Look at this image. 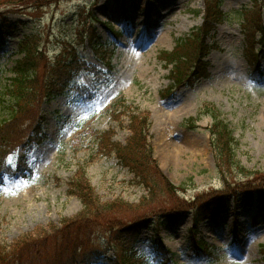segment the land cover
Returning a JSON list of instances; mask_svg holds the SVG:
<instances>
[{"label":"rangeland","instance_id":"374dc122","mask_svg":"<svg viewBox=\"0 0 264 264\" xmlns=\"http://www.w3.org/2000/svg\"><path fill=\"white\" fill-rule=\"evenodd\" d=\"M217 3L58 0L40 10L31 6L20 10L0 0V95H6L12 70L22 57L17 54L20 42L29 36H36L41 42L43 56L37 75L42 87L67 44L76 46L90 68L75 78V91L54 100L32 102L27 112L20 115V123L11 131L14 133L10 132L11 138L17 136L18 130L25 134L35 115L43 114L46 118L44 137L28 152L24 167L18 168V156L11 155L6 161L11 171L4 172L1 178V246H11L37 229H62L79 218L91 220L87 215L80 217L83 204L70 194V183L82 171L102 202L123 200L138 206L147 198L151 204L158 202L155 205L159 207L170 205V210L182 208L178 202L187 205L222 191L226 183L233 186L255 182L264 187V179L256 181L264 178V47L262 75L251 74L249 68L252 65L255 70L259 58L251 43L259 42L260 34L256 33L255 40L250 39L258 23L264 27V0H220L219 8L229 19L215 27L205 41L211 52L201 61L200 71L208 77L192 76L193 84L170 89L174 85L170 80L172 68H167L162 52L177 49L183 39L192 40L191 36L205 23V5L215 7ZM90 16L96 19L94 23ZM90 27L102 42L116 45L112 71L97 61L88 42L79 43L80 31H89ZM120 30L122 37L115 43V34ZM147 30L150 33L145 36ZM138 37L143 39L141 47L132 55L130 45ZM262 42L264 46V39ZM192 66L194 63L188 70ZM197 70L198 66L196 73ZM98 78L101 83L95 82ZM94 83L98 85L93 86ZM5 99L4 105L8 106L10 98ZM211 105L233 130L238 141V160L245 173L237 167L227 174L218 169L211 143L213 119L204 114ZM162 109L187 113L179 122H169L173 130L170 134H164L157 124ZM140 113L148 115V128L145 138L137 144L133 131L135 127L141 128L143 122L134 121L131 116ZM6 114L0 110V116ZM138 145L144 149L134 155L136 167L160 183L155 171L158 170L176 188L175 198L163 193L152 197L132 172L133 148ZM34 151H38L39 158L33 156ZM255 172L256 175H250ZM227 202L230 210L215 223L202 224L195 239L191 237L192 212L180 213L169 225L162 223V210L154 209L153 213V205L144 206L142 212L162 216L151 215L153 224L143 228L138 236L135 250L141 256V264H160L156 259L157 241L174 254L176 264H264V204L260 207L259 200L245 193H241L239 201L228 196ZM76 228L81 226H74L71 234ZM100 237L104 243L108 236ZM199 240L207 242L208 251L214 254L211 258L197 256L193 242ZM41 241L48 247L55 243V238ZM89 242L94 247L97 240L91 238ZM112 254L110 251L108 256ZM47 255L52 256L53 252L48 250Z\"/></svg>","mask_w":264,"mask_h":264},{"label":"trees","instance_id":"16d2710c","mask_svg":"<svg viewBox=\"0 0 264 264\" xmlns=\"http://www.w3.org/2000/svg\"><path fill=\"white\" fill-rule=\"evenodd\" d=\"M57 1L5 0V5H13L17 8H22L21 10L30 8V6L35 10H40L47 4L56 3ZM217 2L215 7L209 4L205 5V23L192 36V40H182L178 48L173 52H164L165 57L163 60L167 62L168 66L172 65L171 79L175 84L180 85L185 80L199 75V72H201L200 66L203 63L201 61L206 57L210 49L205 41L212 30L215 29V26L227 19V14L223 13L219 8L220 0H217ZM90 17L92 22L96 20L92 16ZM258 25L255 26V33L252 34L250 41L252 39L255 40L254 36L256 33H261V36H264V27L261 23ZM247 34H249V31H247ZM86 39L93 48L97 60L108 69L111 68L115 47L102 43L92 28L89 31H80L79 43L84 44ZM251 45L255 48V43H251ZM42 52L41 42L36 36H29L21 42L19 54L23 56L16 61L13 68L15 76L11 79L8 89H6V95L3 96V94L0 97V110L7 113L6 116H0V175L4 172H10V167L6 166L7 156L19 148H29L32 144L39 141L42 136L44 117L38 114L31 120V128H28L29 130L25 134L21 133V130H18L17 136L13 135L14 137L11 138L10 132L14 130L19 119H21L20 115L27 112V107H30L34 101H38L39 99H54L64 94L67 89L71 88L74 78L82 70H90L85 61L80 57L76 46L71 43L67 44L63 49V53L55 60L54 65L52 64L45 87H42L39 84L40 77L37 75L38 63L40 57L43 56ZM193 63L194 66L188 70L189 66ZM255 64L256 68L259 69L258 59ZM197 66L198 70L196 73ZM98 79L101 80L100 78ZM6 97L10 98L8 106L4 105L7 103ZM204 114L211 116L213 119L211 143L217 157L218 169L223 174H227L229 169L237 167L241 172L245 173L246 170L239 162L237 156L238 141L234 137L233 130L230 129L222 117L221 112L211 105L210 108H205ZM131 118L134 121L143 122L141 128L135 127L133 131V138L138 144L140 143V138H145L144 136L148 128V115L140 113L136 117L131 116ZM11 133L13 134L14 132ZM143 149L139 145L133 148V159L135 162L131 168L132 172L145 184L152 197H155L156 193H163L175 198L177 194L176 188L158 170L155 171L159 174L160 183L150 179L143 169L136 167L137 159L134 155L138 152L142 153ZM21 165L22 162L20 161ZM256 174L257 172L250 175ZM262 179L264 178H258L256 181H261ZM253 183L255 182L245 183L244 185L242 183L235 184L233 186L230 183H226V187L222 191L212 192L206 198H202L191 204L186 205L185 203L178 202V206L182 208L170 210L168 208L170 205L159 207L155 205L158 202L151 204L147 198H144V201L138 206L131 205L123 200L102 202L86 178L85 171H82L70 183L73 186V191L70 194L78 197L83 204V211L80 217L87 215L91 220L86 222L83 221V218H81V221L80 218L76 219L64 225L63 230L55 228L49 230L37 229L35 233L21 237L18 242L11 246L0 245V264H93L98 261H104L106 264H139L140 258L134 250V246L141 228L153 223L152 216H162L164 214V222L174 224L180 213L192 212L195 221V226L192 229L194 237L198 231L200 222L214 218L219 212L229 207L227 202L228 196L233 195L237 198L241 193H245L251 197L257 196L260 202L264 203V187L261 185L258 187L257 183ZM163 184L165 188H161ZM146 205H153V213L154 209H159L162 210L160 212L162 214L152 215L153 213L142 212L143 207ZM164 222L162 221V223ZM78 225L81 226V229L76 228L73 234H71L70 231L74 226ZM100 236L108 237L102 243L103 237L101 238ZM50 237L55 238V243L46 247V242L41 240L45 239L49 241ZM91 238L97 240L96 243L92 244L94 247H91L89 242ZM193 245L198 256L203 257L206 255L207 246L203 241H194ZM156 248L160 264H176L173 261V254L168 250H164L159 243H156ZM48 250L53 252L52 256L47 255ZM109 251H113L114 256L107 259L105 256Z\"/></svg>","mask_w":264,"mask_h":264},{"label":"bare ground","instance_id":"6f19581e","mask_svg":"<svg viewBox=\"0 0 264 264\" xmlns=\"http://www.w3.org/2000/svg\"><path fill=\"white\" fill-rule=\"evenodd\" d=\"M150 32H148V30L146 32H144L143 34L146 36L147 34H149ZM142 34V35H143ZM143 35V36H144ZM141 38V36H140ZM139 37L136 38L134 41H132L133 46L130 45V53L132 55H135L138 50L141 47V42L143 39H140ZM141 41V42H140ZM159 41V40H158ZM157 42V41H156ZM165 109H162L160 111V113L158 114V118H157V124L163 128V132L165 134V132L167 134H170L173 130L171 129L170 123L169 122H174L177 121L179 122L187 113L186 111H181L180 109H176L174 112H170V111H164ZM168 145V143H167ZM33 156L34 157H38L39 153L38 151H34L33 152ZM39 158V157H38ZM220 220V219H219ZM225 233V232H224Z\"/></svg>","mask_w":264,"mask_h":264}]
</instances>
